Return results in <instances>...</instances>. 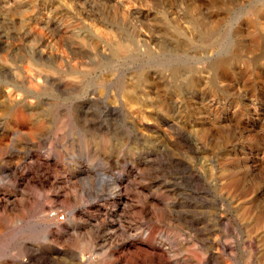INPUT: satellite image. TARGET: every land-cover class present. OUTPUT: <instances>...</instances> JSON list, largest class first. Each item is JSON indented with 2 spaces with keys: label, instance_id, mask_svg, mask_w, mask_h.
<instances>
[{
  "label": "rangeland",
  "instance_id": "374dc122",
  "mask_svg": "<svg viewBox=\"0 0 264 264\" xmlns=\"http://www.w3.org/2000/svg\"><path fill=\"white\" fill-rule=\"evenodd\" d=\"M0 264H264V0H0Z\"/></svg>",
  "mask_w": 264,
  "mask_h": 264
},
{
  "label": "bare ground",
  "instance_id": "6f19581e",
  "mask_svg": "<svg viewBox=\"0 0 264 264\" xmlns=\"http://www.w3.org/2000/svg\"><path fill=\"white\" fill-rule=\"evenodd\" d=\"M122 46V45H121ZM52 214V213H51ZM4 220V219H3ZM55 234H56V232H55ZM85 250V249H84ZM93 256V255H92ZM83 257V256H82ZM87 259V258H86ZM87 262V261H86Z\"/></svg>",
  "mask_w": 264,
  "mask_h": 264
}]
</instances>
